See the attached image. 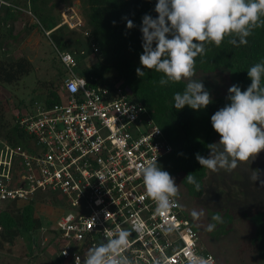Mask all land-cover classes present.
Here are the masks:
<instances>
[{
    "label": "built area",
    "instance_id": "built-area-1",
    "mask_svg": "<svg viewBox=\"0 0 264 264\" xmlns=\"http://www.w3.org/2000/svg\"><path fill=\"white\" fill-rule=\"evenodd\" d=\"M0 5L16 8L3 0ZM61 18L58 26L82 28L71 8ZM60 59L68 76L55 91L58 102L49 108L35 102L32 114L16 122L26 137L23 145L11 146L0 135V210L39 204L40 196L52 199L43 202L55 209L45 229L50 264L83 261L106 238L105 229L130 233L123 255L132 264H189L190 253L217 264L177 197L161 215L145 196L140 166L158 164L171 151L147 110L125 87L98 85L71 54Z\"/></svg>",
    "mask_w": 264,
    "mask_h": 264
},
{
    "label": "trees",
    "instance_id": "trees-1",
    "mask_svg": "<svg viewBox=\"0 0 264 264\" xmlns=\"http://www.w3.org/2000/svg\"><path fill=\"white\" fill-rule=\"evenodd\" d=\"M3 1L10 2L16 8H21L14 2L17 0ZM49 1L25 0L24 8L29 9L30 13L32 9L41 28L49 32L48 36L52 44L61 52L58 61L61 68L63 67L62 71H65L60 59L62 54H71L80 64V60L86 57L88 52L93 51L94 47L98 52L103 69L114 71V76L111 80L104 79L87 69L88 75L96 78L98 85H104L110 89L122 83L132 97L143 105L171 146V151L159 161L158 165L172 177L180 174L178 184L188 198L194 199L202 196L208 169L201 168L195 156L197 153L207 156L209 154L208 145L220 139L212 128L211 116L228 103L227 96L213 97L212 103L201 110H192L188 106L177 110L173 106L174 95L185 90L187 81L182 80L179 83L160 86L159 80L162 73L145 69L142 75H137L136 69L138 67L142 69L139 59L143 53L140 31L142 17L145 14L151 15L153 18L156 17L154 8L157 0H78L79 6L83 10L80 12L81 19L85 22L89 32L84 31V36L79 34L83 40H80L76 45L75 42L80 38H75L73 41L65 38L64 35L67 33L63 30L69 31L68 33H74L75 30L69 29L66 25L58 26L59 22L55 21L56 18L51 13V9H47ZM54 6L55 4L50 5L52 8ZM0 7L5 11L4 16L0 18V24H5V21L11 20L15 14L23 12L8 6L0 5ZM127 20L133 22L132 29L127 28ZM9 37L11 35L8 30L7 34L2 33L0 42L2 38ZM230 39L232 37H225L219 46L205 44V54L196 57L194 77L202 78L226 72L229 87L234 84L239 85L243 91L251 83L247 76V70L255 63L264 60V26L256 28L247 37V44L236 46L229 43ZM30 70L31 65L26 59L7 58L6 63H0V80L7 84L18 82ZM90 83H92V79ZM50 84L53 83L50 82ZM262 84H264V80H262ZM57 102L58 96L52 88L47 91L44 101L39 103L36 101L38 104H44L46 108ZM196 112L205 114V132L202 139L192 137ZM2 138L11 146L23 145L26 140L25 134L17 124L6 130ZM189 173H192L199 183V190L195 185L189 184L185 180ZM180 194L181 191L177 196L178 199ZM215 214L214 211L213 215ZM219 215H225V218H222V222L211 234L214 238H218L219 235L230 230L224 228L233 220L230 210L227 213H219ZM252 215L254 216L252 221L254 232L249 239V246L255 257L264 264V212L255 211ZM189 219L198 233L196 220L191 217ZM41 226L40 219L34 214L33 203L22 206H16L13 203L6 205L0 210V250L5 246H12L17 239H22L30 249L33 247V235ZM220 228L223 232L220 231Z\"/></svg>",
    "mask_w": 264,
    "mask_h": 264
},
{
    "label": "clouds",
    "instance_id": "clouds-1",
    "mask_svg": "<svg viewBox=\"0 0 264 264\" xmlns=\"http://www.w3.org/2000/svg\"><path fill=\"white\" fill-rule=\"evenodd\" d=\"M154 11L155 18L149 14L142 17L143 53L139 59L143 71L138 67L136 72L138 76L145 69L162 73L160 86L187 80L185 90L174 95L173 106L177 110L185 106L201 110L212 103L211 94L202 80L193 79L196 57L205 54V44L219 46L225 37H232L229 43L244 45L256 28L264 26V0H157ZM133 27V22L127 20V28ZM247 76L250 85L243 91L239 85L230 86L226 97L228 103L211 116L212 128L220 139L208 145L207 156L196 154L201 168L231 172L240 163L254 160L264 152V60L252 65ZM82 83L86 84V81ZM72 85L73 81L67 82L69 89ZM259 174V169L252 170L250 179L257 181ZM138 175L142 177L145 196L156 205V212L167 214L175 206L174 198L179 194L175 178L156 161L141 165ZM185 180L199 190L200 185L192 173ZM192 216L198 218L195 211ZM211 219L222 222L219 214ZM215 228L216 223L207 225L209 232ZM105 231L106 238L90 247L83 261L76 258L78 264H132L123 255L129 245L130 233L123 229ZM189 264H209V259L190 253Z\"/></svg>",
    "mask_w": 264,
    "mask_h": 264
},
{
    "label": "rangeland",
    "instance_id": "rangeland-1",
    "mask_svg": "<svg viewBox=\"0 0 264 264\" xmlns=\"http://www.w3.org/2000/svg\"><path fill=\"white\" fill-rule=\"evenodd\" d=\"M25 0L14 1L21 8H24ZM51 4H55L52 8ZM56 18V22L61 21L63 10L71 8L78 14L83 11L79 6L78 0H50L47 3V9ZM29 10V9H28ZM4 8L0 7V18L4 16ZM83 26L74 33L63 30L66 39L80 38L84 31H88L85 22ZM43 26V25H42ZM0 34L9 30L11 37L2 38L0 42V63H6L7 58L12 60L23 58L30 65V72L21 77L18 82L11 84L0 80V135L11 128L16 122L27 114H32L34 103L42 102L45 99L47 91H57L63 78L67 77L63 67L59 65V54L61 53L52 44L49 38V32L41 28L38 20L35 18L31 9V14L19 12L0 24ZM73 32V31H72ZM89 32V31H88ZM0 36V38H1ZM84 36V35H83ZM83 40L80 38L75 45ZM59 52V53H58ZM78 67L91 70L95 75L102 76L104 79L111 80L114 71H105L98 58V52H88L86 57L80 60ZM204 84L206 90L213 97H226L228 95L229 83L226 72L211 74L202 78L193 77ZM187 81V80H185ZM50 82L53 84L51 85ZM188 82V81H187ZM119 85L123 86L122 83ZM205 114L196 112L195 127L192 137L202 139L205 132L204 123ZM219 141V140H218ZM216 141L215 143H217ZM254 160L246 163H240L239 166L228 172L220 169L216 172L208 170L207 177L204 180L203 195L198 198H188L185 191L180 189L179 201L185 214L193 218L192 213L198 214L196 225L198 229L200 245L216 258L217 264H262L249 246V239L253 235L254 225L253 215L255 211L264 212V152H261ZM260 170V178L257 181L250 179L252 170ZM180 174L175 176L177 185L180 180ZM51 198L38 197V203H33L34 214L42 223L41 228L33 235V247L27 248L22 239H17L12 246H5L0 250V264H50L51 256L48 248V239L50 235L45 229L50 226L49 220L54 217L55 209L50 211L45 203H51ZM37 202V201H35ZM230 210L233 216L231 223L225 226L226 233L214 238L207 231L209 223H216V228L220 222L212 221V216L216 214L227 213ZM252 215V216H250ZM223 219L225 215L221 216ZM229 219V218H228ZM220 231L223 232L220 228Z\"/></svg>",
    "mask_w": 264,
    "mask_h": 264
}]
</instances>
